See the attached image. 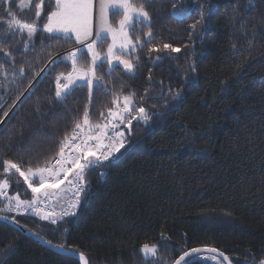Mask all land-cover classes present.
Here are the masks:
<instances>
[{
	"label": "trees",
	"instance_id": "1",
	"mask_svg": "<svg viewBox=\"0 0 264 264\" xmlns=\"http://www.w3.org/2000/svg\"><path fill=\"white\" fill-rule=\"evenodd\" d=\"M135 2L149 12L153 35L149 38L148 26L136 21L135 30L129 29L144 45L124 57L136 66L134 72L113 63L108 74L109 65L101 69L98 61L99 83L94 80L89 90L78 87L86 82L77 79L57 98V77L72 71L67 55L15 109L43 65L78 42L37 32L25 49L24 40L0 27V120L12 111L0 130V159L22 168L44 166L64 134L82 122L85 109L92 123L105 122L108 110L117 107L114 94L123 103L124 95L135 93L136 103L151 116L147 123L133 120L130 129L121 125L125 146L85 170V192L75 215L51 223L38 214H0L46 241L84 252L90 264H152L140 251L145 243L155 244L166 264L192 248H216L233 264H253L251 254L259 264L264 260V0ZM19 3H11L18 13ZM51 5L52 0H44L41 20ZM8 6L0 0V12ZM24 11L31 20L32 12ZM201 12L203 20L193 30ZM111 42L109 37L103 45L98 42L97 50L106 52ZM165 43L180 51H151ZM77 57V67L87 68V50ZM108 131L111 135L115 129ZM8 178L20 180L8 195L17 194L18 187L21 199L33 196L18 174ZM200 257L189 260L223 264ZM0 264L80 263L0 222Z\"/></svg>",
	"mask_w": 264,
	"mask_h": 264
},
{
	"label": "snow or ice",
	"instance_id": "2",
	"mask_svg": "<svg viewBox=\"0 0 264 264\" xmlns=\"http://www.w3.org/2000/svg\"><path fill=\"white\" fill-rule=\"evenodd\" d=\"M6 2L9 6L0 12V27L6 28L8 35L20 37L24 40L25 49L27 43L33 41L37 32H46L53 39L72 40L74 37L78 43H84L92 37L94 10L97 9V0H52V5L43 20H41V15L44 12V0H20L19 13L11 7L12 0H6ZM175 2H179V0H175ZM249 3L251 4L252 0H249ZM26 9L32 12L31 20L24 18L26 15L24 10ZM110 13L113 17H119L115 26L109 19ZM173 14L176 15V13ZM97 19V35L86 45L87 53L91 55L87 68L77 67L79 63L77 52H80V49L70 52L67 59L72 62V71L67 74L62 72L57 77L55 91L57 98H63L62 94L67 93L68 89L77 79L86 82L85 85H77L78 87L86 86L89 90H91L94 80L99 83L101 78L96 76L98 61L100 62L99 67L101 69L105 64L109 65L108 74H111V65L114 61L123 65L129 72L135 71L136 66L131 60L124 58L130 54L129 50L134 52L138 46H144L140 43L139 35L135 36V38L130 35L129 29L135 30L133 21L148 26L146 35L149 38L153 35L150 27L151 17L149 12L145 9L143 3H136L135 0H98ZM202 20L203 12L200 13V19L192 24L191 28L195 30L197 24ZM109 36L112 38V43L108 45L106 52L102 53L98 51L96 42L99 41L103 45ZM147 43H151V39ZM117 49L118 51H116ZM162 49L170 50L171 52L180 51L179 48L167 43L163 44L162 47H154L151 51L160 52ZM0 51H4V49L0 48ZM5 55L11 54L5 52ZM136 59L138 60L139 57H136ZM156 59L159 60L160 57L157 56ZM190 67L192 71H195L194 63ZM23 71L24 69L21 67L20 72L23 73ZM61 79L65 80L66 83L61 84ZM169 91L171 92V89ZM146 95L147 92L145 91ZM174 95L179 96L180 90L175 91ZM112 102L113 104H117V108L116 110H108V116L105 118L103 124L92 123L88 111L85 109L82 122L78 121L75 123L72 132H66L60 139L58 150L55 153V156H58L59 159H55L54 156L44 166L37 165L33 167L27 165L23 168L21 164L12 159H0V198H3L5 201V207L0 208V211H15L17 214H21L31 209L33 212L39 214L40 209L37 205L41 203L40 194L46 183L51 179L52 183L50 187L57 189L68 179L69 175L74 173V181L69 182L74 185V195L67 207H62L57 215L60 219H63L64 216L75 215V209L80 203V196L85 192L83 186L85 170L99 167L100 164L107 161L114 153L119 152L125 146L124 131L115 130L109 135L106 130L109 127L119 129L121 125H125L130 129L133 120L147 123L151 119L145 108L136 103L135 93L124 95L122 106L119 105V96L116 94H114ZM3 115L7 116V112H4ZM103 115L101 113L102 117ZM90 141H95V144H91ZM66 149H69V151L66 152ZM49 164H51L50 167L48 166ZM15 174H18L24 183L27 184V187L31 189L33 196L30 199H21L18 194V187L16 189L17 194L8 195V189L11 184L16 183L19 185L20 183L19 179L10 180L8 178ZM43 196L45 200L51 198L48 192H44ZM52 215L51 212H48L44 214L43 218L51 219V223H56L57 219L52 218ZM3 219H8V217H3ZM65 231L67 230L65 229ZM161 237L167 240V237H164L163 233H161ZM37 238L43 239L38 235ZM46 243L51 244V241H46ZM56 247L64 254L76 257L82 264H90L84 252L66 248L62 244L56 245ZM140 251L145 260H151L152 264H166V262L158 257V249L155 244L150 245L145 243L142 245ZM204 251L217 253L227 264H232L229 257L216 248H192L185 251L173 264H181V261H185V257L194 255L199 259L201 258L200 254ZM213 259H217V257L214 256ZM250 259L253 264H256L251 254ZM185 264H196V259L187 260ZM259 264H264V260H261Z\"/></svg>",
	"mask_w": 264,
	"mask_h": 264
},
{
	"label": "rangeland",
	"instance_id": "3",
	"mask_svg": "<svg viewBox=\"0 0 264 264\" xmlns=\"http://www.w3.org/2000/svg\"><path fill=\"white\" fill-rule=\"evenodd\" d=\"M97 11H98V0H97V9L96 10H94V18H93V33H92V37L89 39V40H87V41H85L84 43H78L77 45H75V46H73V47H71V48H68V49H64L63 51H61V52H59V53H57V54H55L54 56H52V57H56V56H58L59 54L61 55V53H66L67 51H70V52H72L73 50H76V49H80L81 51V53H83L84 51H86L87 50V47H86V45H87V43H89V42H91V40L92 39H94L95 38V36L97 35V32H98V19H97ZM109 19L111 20V22L113 23V25L115 26L116 24H117V22H118V20L119 19H117V18H115V17H113L112 15H111V13H110V15H109ZM134 22V21H133ZM109 38L110 39H112L111 38V36H109ZM98 42L99 41H97L96 42V48L98 49ZM112 43V42H111ZM86 44V45H85ZM116 51H118V49L116 50ZM78 53V52H77ZM67 55H69V53L68 54H66V55H64L63 57H65V56H67ZM51 57V58H52ZM62 56L59 58V59H62L63 58ZM57 58V60H59ZM51 60L52 59H49L47 62H46V64H44L43 65V67H42V69H41V71L40 72H42L43 70H44V68H45V70L43 71V75H45L46 73H47V71H49L50 69H51V67H52V65L53 64H55L56 63V61H54V63L53 62H51ZM114 64H118L117 62H113ZM123 66V65H122ZM42 75V76H43ZM41 79V78H40ZM39 79V80H40ZM38 80V81H39ZM37 81V82H38ZM37 84V83H36ZM35 86V85H34ZM92 89V88H91ZM31 91V90H30ZM30 91H29V93H30ZM29 93H27V95L29 94ZM23 95V94H22ZM26 98V97H25ZM24 100V99H23ZM22 100V101H23ZM119 105L120 106H122L123 105V103H119ZM117 108V107H116ZM116 110V109H115ZM10 117V116H9ZM6 122V121H5ZM1 123V122H0ZM5 124V123H4ZM3 124V125H4ZM3 127V126H2ZM1 127V128H2ZM121 128V127H120ZM119 128V130L118 131H123V128L122 129H120ZM1 130V129H0ZM108 130H113V128L112 127H109L106 131H107V133H109V131ZM116 130V129H115ZM91 143H92V141H91ZM94 143V142H93ZM68 166H70V165H68ZM69 179H70V175H69V177H68ZM69 179H67V180H65L64 181V183L63 184H61L60 186H59V188H57V189H52L51 187H50V185L48 184V183H46V185H45V187L41 190V194H40V199H41V203H50V204H54V206L55 207H59V206H61L62 204L64 205V203L68 200V198L71 196V193H70V190H69V185H70V180ZM69 183V184H68ZM44 192H48L49 193V195H50V199H47V200H45V198H44V196H43V193ZM39 216H38V218H40V219H43V220H46V221H49V220H51V219H44L43 217H44V214H38Z\"/></svg>",
	"mask_w": 264,
	"mask_h": 264
},
{
	"label": "water",
	"instance_id": "4",
	"mask_svg": "<svg viewBox=\"0 0 264 264\" xmlns=\"http://www.w3.org/2000/svg\"><path fill=\"white\" fill-rule=\"evenodd\" d=\"M85 45H86V44H85ZM68 53H70V51H67V52L64 53V54L61 53V55L59 54V55L56 56V57H52V58H51V59H52L51 62L54 63V61H56L58 57H59V58H60L61 56L63 57L64 55H66V54H68ZM59 58H58V59H59ZM44 70H45V68H44ZM44 70H43V71H44ZM43 71L40 72V73L37 75V77L35 78V80H34V81H33V82L27 87V89L25 90V92L23 93V95L20 97V99L18 100V102L16 103V105L14 106L13 109H15V108H16V107L22 102V100L27 96V93H29V91L34 87V85L37 83V81L42 77V75H43V74H42ZM11 112H12V111H11ZM11 112L8 113L7 116H5V117L2 119V122L0 123V129H1V127L3 126V124L5 123V121H6V120L9 118V116L11 115ZM3 217H8V216L3 215V214H0V222L6 223V224H8L9 226H11V227H13V228H15V229L21 231V232H22L26 237H28L29 239L36 241V242L39 243L40 245L44 246L45 248H47V249H49V250H51V251H53V252H56V253H59V254H62V255H65V256H69V257H73V258L77 259V258L74 257V256L66 255V254H64L62 251L58 250L55 244H53V243H51V244L46 243V240H45V239H38V238H37V235H34V233H32V232L28 231L26 228H24L21 224H19V223L17 222L16 219H14V218H12V217H8V219H3ZM39 237H40V236H39ZM201 249H206V248H201ZM219 251H220V250H219ZM200 256H212V257L216 256L217 259L220 260L223 264H227V262L223 261V258L219 257L217 253H209V252L204 251V252H202V253L200 254ZM192 258H195V255H194V256H191V257H185V261H187V260H189V259H192ZM178 259H179V258H178ZM77 260H78V259H77ZM229 260H230V259H229ZM185 261H181V264H184ZM79 263L82 264V262H80V261H79ZM232 264H233V263H232Z\"/></svg>",
	"mask_w": 264,
	"mask_h": 264
},
{
	"label": "built area",
	"instance_id": "5",
	"mask_svg": "<svg viewBox=\"0 0 264 264\" xmlns=\"http://www.w3.org/2000/svg\"><path fill=\"white\" fill-rule=\"evenodd\" d=\"M90 143H91V141H90ZM91 144L94 145L95 142L94 143L92 142ZM67 151H69V149H66V152ZM55 159H59V157H56ZM48 166L50 167L51 164H49ZM57 167H59V165H57ZM46 175H47V173H46ZM74 179H75V174L73 173V174H71L70 181H74ZM47 183L49 185H51V183H52L51 179ZM69 188L71 190V196L64 203V205H62L60 207H55L54 205L50 204L49 202L48 203H46V202L40 203L37 205V207L40 209L39 214H45V213L51 212L53 214L52 218L60 219L57 214L61 211L62 207H67L68 203L71 201L72 196L74 195V185L70 183ZM12 212H13V214H17L15 211H12ZM35 214H37V213H35L31 209H29L27 212H22L21 214H17V215H35Z\"/></svg>",
	"mask_w": 264,
	"mask_h": 264
},
{
	"label": "bare ground",
	"instance_id": "6",
	"mask_svg": "<svg viewBox=\"0 0 264 264\" xmlns=\"http://www.w3.org/2000/svg\"><path fill=\"white\" fill-rule=\"evenodd\" d=\"M111 134V133H110ZM106 164V163H105ZM104 175V174H103ZM69 179V178H68ZM70 180V179H69ZM69 184V183H68ZM63 205V204H62ZM61 205V206H62ZM9 215H11V213L9 214ZM15 215V214H14ZM12 216V215H11ZM24 216V215H23ZM71 216V215H70ZM13 218V217H12ZM65 219V218H64ZM59 220V219H58ZM22 233V232H21ZM203 257H205V256H203Z\"/></svg>",
	"mask_w": 264,
	"mask_h": 264
}]
</instances>
